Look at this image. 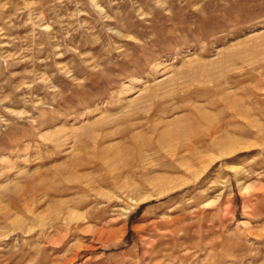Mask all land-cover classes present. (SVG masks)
Segmentation results:
<instances>
[{"label":"rangeland","instance_id":"1","mask_svg":"<svg viewBox=\"0 0 264 264\" xmlns=\"http://www.w3.org/2000/svg\"><path fill=\"white\" fill-rule=\"evenodd\" d=\"M0 264H264V0H0Z\"/></svg>","mask_w":264,"mask_h":264}]
</instances>
